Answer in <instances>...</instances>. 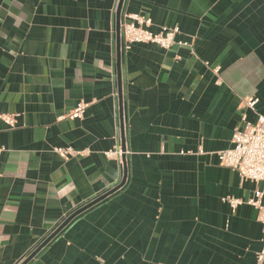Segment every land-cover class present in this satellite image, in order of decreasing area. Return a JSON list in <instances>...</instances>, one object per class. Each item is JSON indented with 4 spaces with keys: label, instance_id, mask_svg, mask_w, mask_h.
Returning a JSON list of instances; mask_svg holds the SVG:
<instances>
[{
    "label": "crops",
    "instance_id": "1",
    "mask_svg": "<svg viewBox=\"0 0 264 264\" xmlns=\"http://www.w3.org/2000/svg\"><path fill=\"white\" fill-rule=\"evenodd\" d=\"M118 1L0 0V264L122 181L27 264H256L264 225L224 201L255 184L215 152L242 100L264 115V0H123L120 24L179 29L168 50L118 46Z\"/></svg>",
    "mask_w": 264,
    "mask_h": 264
},
{
    "label": "built area",
    "instance_id": "2",
    "mask_svg": "<svg viewBox=\"0 0 264 264\" xmlns=\"http://www.w3.org/2000/svg\"><path fill=\"white\" fill-rule=\"evenodd\" d=\"M131 22H121L120 35L124 44L128 46L132 43L137 44H154L162 49L168 50L174 45H184L185 43L176 40L179 34L178 28L163 27L159 32L153 33L147 29L149 21H144L137 16H132ZM217 72V69L214 70ZM258 100L256 98H246L242 100V106L251 110L255 119L250 122L246 119L245 113L241 114L240 123L233 131L231 137L232 147L226 150L215 152L219 165L231 169L239 175L242 181H250L255 184L252 195L244 202L237 198H225V202L229 205L234 213L236 208L242 204L252 206L257 212V221L264 225V115L255 111ZM87 104L80 103L66 117L69 119L82 118ZM3 121L14 126L15 122L12 116H4ZM3 148H0V155ZM53 152L62 156H74L82 154L74 152L71 149L54 148ZM199 154L203 151L199 150ZM122 151L120 147H116L113 151L105 153L108 159L120 160ZM256 264H264V238L262 240L261 249L256 256Z\"/></svg>",
    "mask_w": 264,
    "mask_h": 264
},
{
    "label": "water",
    "instance_id": "3",
    "mask_svg": "<svg viewBox=\"0 0 264 264\" xmlns=\"http://www.w3.org/2000/svg\"><path fill=\"white\" fill-rule=\"evenodd\" d=\"M123 0L118 1L117 5V10H116V21H117V34H118V39H117V44L119 46V33H120V12L122 8ZM122 150L124 151V147L122 144ZM124 160V157L122 158ZM125 178V171H124V177ZM123 185L122 183L114 188L113 190L93 199L92 201L84 204L80 208H78L76 211H74L71 215H69L56 229L53 233H51L32 253L29 254L28 257H26L24 260L18 262L19 264H27L31 259L35 257V255L44 247L46 246L64 227H66L75 217L86 211L87 209L91 208L92 206L96 205L100 201L104 200L106 197L109 195L113 194L115 191H117L121 186Z\"/></svg>",
    "mask_w": 264,
    "mask_h": 264
}]
</instances>
